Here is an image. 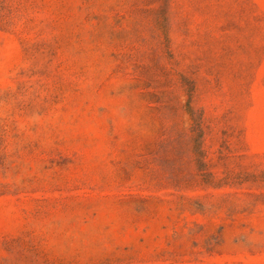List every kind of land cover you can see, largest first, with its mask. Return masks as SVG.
I'll list each match as a JSON object with an SVG mask.
<instances>
[{
	"label": "rangeland",
	"instance_id": "1",
	"mask_svg": "<svg viewBox=\"0 0 264 264\" xmlns=\"http://www.w3.org/2000/svg\"><path fill=\"white\" fill-rule=\"evenodd\" d=\"M0 264H264V0H0Z\"/></svg>",
	"mask_w": 264,
	"mask_h": 264
}]
</instances>
